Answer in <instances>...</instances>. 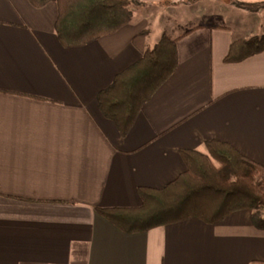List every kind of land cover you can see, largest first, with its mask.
I'll use <instances>...</instances> for the list:
<instances>
[{"label":"crops","instance_id":"0c3cea01","mask_svg":"<svg viewBox=\"0 0 264 264\" xmlns=\"http://www.w3.org/2000/svg\"><path fill=\"white\" fill-rule=\"evenodd\" d=\"M138 1L128 25L64 48L55 3L0 0V264H264L249 210L133 234L96 211L139 207L211 140L264 166V51L224 62L264 35V0ZM143 31L146 48L179 38L177 67L123 137L96 96L140 60Z\"/></svg>","mask_w":264,"mask_h":264},{"label":"trees","instance_id":"16d2710c","mask_svg":"<svg viewBox=\"0 0 264 264\" xmlns=\"http://www.w3.org/2000/svg\"><path fill=\"white\" fill-rule=\"evenodd\" d=\"M28 1L35 8L56 4L54 30L64 48L82 47L115 33L130 23L129 7L143 5L138 0ZM146 35L147 31H143L132 39L142 52L140 60L116 75L110 86L96 96L100 112L116 125L123 137L144 105L177 67L179 38L163 34L156 45L146 48ZM263 51L264 35L236 40L231 43L224 62L238 63ZM206 147L208 154L180 152L186 170L171 183L159 189L139 188V207L96 208V211L126 234L148 232L188 219L217 224L242 210L251 211L254 226L264 229L261 214L264 166L225 142L211 140Z\"/></svg>","mask_w":264,"mask_h":264},{"label":"rangeland","instance_id":"374dc122","mask_svg":"<svg viewBox=\"0 0 264 264\" xmlns=\"http://www.w3.org/2000/svg\"><path fill=\"white\" fill-rule=\"evenodd\" d=\"M234 3H236L235 1H234ZM252 6V5H251ZM246 8H248L249 6H245ZM254 8H257L256 6H253ZM241 9H243V8H239L238 10H241ZM244 10V9H243ZM208 23H213V22H208ZM171 35V34H170Z\"/></svg>","mask_w":264,"mask_h":264}]
</instances>
